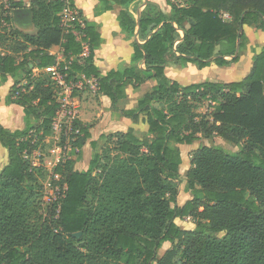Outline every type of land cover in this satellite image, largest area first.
I'll use <instances>...</instances> for the list:
<instances>
[{"label":"trees","instance_id":"16d2710c","mask_svg":"<svg viewBox=\"0 0 264 264\" xmlns=\"http://www.w3.org/2000/svg\"><path fill=\"white\" fill-rule=\"evenodd\" d=\"M96 1L104 11L120 7L121 32L142 40L132 42L130 68L102 74L94 66V53L104 43L95 23L75 18L70 28L62 24V13L75 9L74 0H32L37 32L15 33L33 50L21 62L0 56L1 80H26L9 90L11 103L24 110L25 128L8 131L0 125L7 153L0 169V264H264V47L253 53L251 71L241 81L183 86L164 75L169 55L199 70L236 63L247 47L243 26L264 31V0H167L169 14L145 2L138 23L128 11L137 0ZM17 9L25 5L0 0V31ZM53 46L61 47L63 62L48 54ZM84 46L88 54L81 57ZM140 62L144 69L138 71ZM29 64L39 70L68 66L67 82L94 79V94L108 97L113 108L126 98V86L138 91L145 81L155 82L136 109L120 112L135 128L106 137L89 170L74 171L72 160L52 168L65 190L42 222L32 218L42 168L24 156L37 150L30 131L41 133L39 140L50 135L58 104L49 76L34 77ZM202 103L211 112L197 114ZM199 136L241 146L230 152L200 145L186 175L191 199L177 207L179 146H190ZM85 138L84 131L79 146ZM185 218L192 220V230L176 225ZM78 232L81 237L73 238ZM164 243L171 249L158 259Z\"/></svg>","mask_w":264,"mask_h":264},{"label":"crops","instance_id":"0c3cea01","mask_svg":"<svg viewBox=\"0 0 264 264\" xmlns=\"http://www.w3.org/2000/svg\"><path fill=\"white\" fill-rule=\"evenodd\" d=\"M6 3L7 0H2ZM15 2H22L25 5V9H30L29 5L32 0H13ZM150 2L159 8L163 14H169L171 7L167 0H137L129 6V13L137 22V17L143 11V3ZM75 11L78 13V19L81 23L93 22L95 23L97 30L103 39L104 43L95 51L93 64L102 73L106 74L110 71H116L122 68H130L132 65L133 47L132 42L136 40L142 43L138 35L135 34L134 38L129 40L126 38L119 27L117 21L120 7L114 6L110 10H102L101 4L96 0H74ZM31 10V9H30ZM12 23L9 25H3V30L0 31L1 35H4L3 41H0V56L11 55L15 57L17 62H21L23 57L28 54L33 48H25L21 37L15 32L22 34L33 35L37 32V29L32 22H21L20 17H14L13 12ZM187 28L189 25L186 26ZM242 31L247 39L246 50L239 55V60L236 63H230L227 66L218 67L214 63H211L208 67L199 70L195 64L180 65L175 62L176 57L167 56V65L164 69V75L171 81H176L183 86L192 84L204 83V82H217L227 84L231 82H237L244 79L251 71L252 68V56L253 53H259L264 47V31L255 29L252 25H244ZM15 33L13 35V33ZM182 36V35H181ZM48 54L54 56L57 63L64 61V56L60 46H53L48 50ZM88 51L83 50L81 57L87 56ZM227 60H230L228 58ZM29 68L33 66L29 64ZM144 67L142 62L137 64V70L141 71ZM32 75L37 77L45 73V69H32ZM82 77L78 79L81 81ZM95 82L94 79L83 81V88L79 90L75 96L79 104V118L77 125L80 129L81 136L83 137L84 131L86 132V138L80 145V154L77 157H73V170L77 172H85L91 167L94 157L102 152L106 143V137L125 133L129 128H135L131 119L123 117L120 112L130 111L136 109L137 102L141 96L149 92L154 86V81H145L138 91L133 90L131 85L125 87L126 98L119 101L113 108L111 100L105 96H96L89 90V83ZM17 83L18 87H22L26 84V80L20 76L16 78L7 77L4 80L0 79V125L8 131L23 130L26 126L24 110L17 105L11 103L9 96L10 88ZM159 107V106H157ZM34 124V121L30 122ZM142 131H146V127L141 128ZM81 137V138H82ZM201 138V136H199ZM201 138L200 141H202ZM37 147L35 153L42 157L37 160V164L40 167L52 171L54 165L58 162L52 149L48 152H43ZM196 147L192 153L197 150ZM188 156V167L186 168V159H184L180 153L181 164L178 169L180 180L186 178L188 170L191 168V155ZM186 160V161H185ZM58 178V176H54ZM191 199V195L186 198L183 196L177 197L176 206L182 207L186 202ZM183 220H190L185 218ZM182 220L177 219L176 225L179 227ZM181 228V227H180ZM192 228L184 230H192ZM182 229V228H181ZM169 244V243H164ZM163 244V245H164Z\"/></svg>","mask_w":264,"mask_h":264},{"label":"built area","instance_id":"2783aa9c","mask_svg":"<svg viewBox=\"0 0 264 264\" xmlns=\"http://www.w3.org/2000/svg\"><path fill=\"white\" fill-rule=\"evenodd\" d=\"M77 15L78 13L75 10L69 8L65 9L62 13L63 26L65 28H70V21L78 18ZM224 18H228V15L224 14ZM67 69L68 66H64L61 70L57 65L45 68V73L53 82L56 90L55 99L58 104V109L51 121L50 135L44 137L43 141L47 140L54 143L52 151L56 156L58 163L73 160V157H77L80 154L78 140L82 137L77 125L79 118V104L75 98L76 95H73V92L81 90L83 88V81L86 79L82 77V80L76 83L71 81L67 82ZM89 90L94 94L96 90L95 82L89 83ZM39 136H41V133L37 134L34 130L29 132V137L32 139L33 143H36L35 139H38ZM24 159L29 160L33 166H38L37 162H32L30 156L25 155Z\"/></svg>","mask_w":264,"mask_h":264},{"label":"rangeland","instance_id":"374dc122","mask_svg":"<svg viewBox=\"0 0 264 264\" xmlns=\"http://www.w3.org/2000/svg\"><path fill=\"white\" fill-rule=\"evenodd\" d=\"M195 112L199 115H203L206 112L209 113L211 112V108L209 107L208 103H202L199 104ZM34 127L38 125V123L33 124ZM203 138V137H201ZM35 139V138H34ZM33 139V140H34ZM37 147L40 148L39 150L43 152H48L50 149L53 147V142L52 141H43V138L39 140L36 138L35 139ZM200 145H212L216 147H220L226 151L230 152H236L239 150V147L241 144H235L230 141H225L222 140L218 137H213L211 140H207L203 138L202 141L195 142L194 144L190 146H179V151L186 163V168L188 167V156L192 153V151L196 148L199 147ZM32 162H37L38 159H41L42 157H39L35 152L32 153ZM7 163V153L6 151L1 147L0 145V169ZM55 166V165H54ZM39 167V166H37ZM41 167V166H40ZM42 168V173L41 176L37 179L36 183V194H37V213L33 214L32 218L35 222H42L45 220V218H48L49 216V211H50V206L51 204L55 201L54 199H58L59 196L64 192L65 187L63 186L62 182L59 181V178H55L54 175L52 174V171H48L47 169ZM178 190H179V196L187 197L190 196L191 193L187 192L186 190V178L180 180V184L178 185ZM192 220H182L181 227L182 230L184 229H190L192 228ZM180 228V229H181ZM171 249L170 244H164L160 250L157 252V258L160 259L164 256L166 250ZM176 260V259H174Z\"/></svg>","mask_w":264,"mask_h":264},{"label":"water","instance_id":"95a60500","mask_svg":"<svg viewBox=\"0 0 264 264\" xmlns=\"http://www.w3.org/2000/svg\"><path fill=\"white\" fill-rule=\"evenodd\" d=\"M13 16L14 17H20L21 18V22H32V13L30 9H26V10H22V9H17L13 11ZM139 21V16L137 17V23ZM73 238L79 239L81 237V233H74L72 234Z\"/></svg>","mask_w":264,"mask_h":264}]
</instances>
